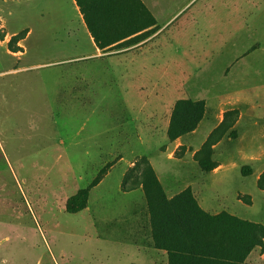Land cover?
<instances>
[{"label": "rangeland", "instance_id": "obj_1", "mask_svg": "<svg viewBox=\"0 0 264 264\" xmlns=\"http://www.w3.org/2000/svg\"><path fill=\"white\" fill-rule=\"evenodd\" d=\"M164 9L162 34L142 49L79 58L51 29L74 22L0 0V264H148L133 244L149 241L144 156L170 198L191 190L203 209L264 225V0ZM180 100L203 101L204 115L171 140ZM230 109L240 111L237 133L204 173L194 155ZM86 189L87 207L69 213Z\"/></svg>", "mask_w": 264, "mask_h": 264}, {"label": "trees", "instance_id": "obj_2", "mask_svg": "<svg viewBox=\"0 0 264 264\" xmlns=\"http://www.w3.org/2000/svg\"><path fill=\"white\" fill-rule=\"evenodd\" d=\"M137 1L145 14L149 15V20L113 39L99 37L87 19L100 48H106L126 38L131 32L156 25L153 15L141 0ZM154 30L155 28L151 31ZM21 39L23 37L16 35L12 40ZM204 105L203 101L180 100L173 112L168 130L169 138L176 140L194 131L203 118ZM239 115V109L227 110L223 121L195 153V161L202 172L210 173L219 166L213 158L214 147L226 136L236 135L234 127ZM137 164L143 167L140 184L147 203L153 244L168 252L170 264H252L248 261L249 255L254 249L264 245L263 224L228 212L211 214L200 206L191 190H185L170 198L148 158L142 157ZM242 173L250 175L252 170L244 167ZM258 187L264 190V171L258 179ZM88 190H82L68 200L69 213H77L87 207Z\"/></svg>", "mask_w": 264, "mask_h": 264}, {"label": "crops", "instance_id": "obj_3", "mask_svg": "<svg viewBox=\"0 0 264 264\" xmlns=\"http://www.w3.org/2000/svg\"><path fill=\"white\" fill-rule=\"evenodd\" d=\"M22 1L30 2L33 16L47 17L49 20L52 19L55 22L58 21L61 23L67 20L68 22H74V24H66L58 28L53 26L51 29L56 30V32H53L55 36L58 35V38L62 35L67 38V40H63L60 43L55 42V45L61 47V51L63 52L85 53L79 58H87L91 55H119L142 49L159 37L167 24L160 25V17L163 12H165L164 6L166 0H141L144 6L156 19V25L144 28L143 30H137V32H131L126 38L118 40L106 48H100L88 26L87 19L99 37L102 39H113L127 33L135 27L137 28L143 25L145 21L149 20V15L145 14L141 4L137 0H18V2ZM180 12L181 10H178L174 15L171 14L169 22ZM153 28H155V30L152 32L151 30ZM47 32L48 35L51 33H49V31ZM62 32L64 33L61 35ZM82 37L90 44L95 54H93V52L86 53ZM67 46H71L72 50L68 51L64 49ZM228 68H233V66ZM214 170H217V168ZM206 210L214 215L222 213H216L213 210L205 209V211ZM230 214L246 219L233 211H230ZM249 221L259 223L256 220L249 219ZM143 229L146 230L145 239L149 238V241L153 244L150 227L147 223ZM149 241H146V243L144 242V244H133L145 255L148 264H170L168 252L156 248L154 245L150 244ZM248 261L252 264H264V246L254 249L249 255Z\"/></svg>", "mask_w": 264, "mask_h": 264}]
</instances>
